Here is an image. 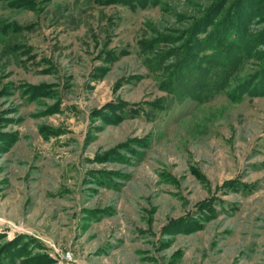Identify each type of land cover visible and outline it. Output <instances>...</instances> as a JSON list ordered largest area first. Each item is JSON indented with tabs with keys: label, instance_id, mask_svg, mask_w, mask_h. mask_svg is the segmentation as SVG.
I'll use <instances>...</instances> for the list:
<instances>
[{
	"label": "rangeland",
	"instance_id": "rangeland-1",
	"mask_svg": "<svg viewBox=\"0 0 264 264\" xmlns=\"http://www.w3.org/2000/svg\"><path fill=\"white\" fill-rule=\"evenodd\" d=\"M241 2L0 0V264H264V43L196 76Z\"/></svg>",
	"mask_w": 264,
	"mask_h": 264
},
{
	"label": "trees",
	"instance_id": "trees-1",
	"mask_svg": "<svg viewBox=\"0 0 264 264\" xmlns=\"http://www.w3.org/2000/svg\"><path fill=\"white\" fill-rule=\"evenodd\" d=\"M258 1L259 0H242L236 17L228 15L226 19H224L226 20V23H223L224 26L219 27L217 31L214 30L215 36L217 35V42L214 47H211L212 42L209 41L210 45H208V49L211 50V54H213L210 56L214 58L213 63L217 61L222 65H215L214 67V64L211 61L212 65L209 63L208 67H206L207 69L196 67V69L199 70V72L196 73V76L201 78L202 84H207L206 86L212 85L213 88H226L229 80H231L232 76L236 72L232 67L233 61H236L244 56L249 57L254 56L255 54L256 56L258 54L260 55L262 51L256 49L255 47L264 43V27H262L264 17H257L255 5H257ZM219 34L221 35L220 37H218ZM235 48H237V51H234ZM217 51L219 53L217 55L214 54ZM217 57L218 60H216ZM182 67L184 69L185 66L183 65ZM217 74L221 78L224 77L225 80L223 82L217 81ZM206 76H209L210 78ZM261 80H264V69H262L258 75H255L247 80L246 84H248V86L243 89V92L251 93V90L255 87L256 82ZM262 87H264V85ZM178 90L180 89L178 88ZM260 93L264 94V89H262ZM190 94L191 92L188 93V95Z\"/></svg>",
	"mask_w": 264,
	"mask_h": 264
},
{
	"label": "built area",
	"instance_id": "built-area-1",
	"mask_svg": "<svg viewBox=\"0 0 264 264\" xmlns=\"http://www.w3.org/2000/svg\"><path fill=\"white\" fill-rule=\"evenodd\" d=\"M55 251H58V248L57 249H55ZM67 254H68V261H70V259L72 260V259H74V258H72V253H70V252H67Z\"/></svg>",
	"mask_w": 264,
	"mask_h": 264
}]
</instances>
